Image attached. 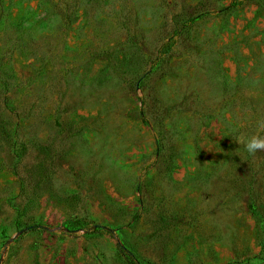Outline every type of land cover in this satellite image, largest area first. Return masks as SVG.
I'll return each instance as SVG.
<instances>
[{
  "label": "rangeland",
  "instance_id": "obj_1",
  "mask_svg": "<svg viewBox=\"0 0 264 264\" xmlns=\"http://www.w3.org/2000/svg\"><path fill=\"white\" fill-rule=\"evenodd\" d=\"M253 135L264 0H0V264H264Z\"/></svg>",
  "mask_w": 264,
  "mask_h": 264
},
{
  "label": "clouds",
  "instance_id": "obj_2",
  "mask_svg": "<svg viewBox=\"0 0 264 264\" xmlns=\"http://www.w3.org/2000/svg\"><path fill=\"white\" fill-rule=\"evenodd\" d=\"M237 141L244 144V148L249 154H253L258 150H264V137L257 135L247 138L237 137Z\"/></svg>",
  "mask_w": 264,
  "mask_h": 264
},
{
  "label": "trees",
  "instance_id": "obj_3",
  "mask_svg": "<svg viewBox=\"0 0 264 264\" xmlns=\"http://www.w3.org/2000/svg\"><path fill=\"white\" fill-rule=\"evenodd\" d=\"M35 227H37V225H29L27 228H35ZM67 228L69 229V230H71L72 229V226H70V225H67ZM120 249H121V252L126 256V258L132 263V264H135L136 263V261H135V257H134V255L132 254V252L128 249V248H126L124 245L122 246H120Z\"/></svg>",
  "mask_w": 264,
  "mask_h": 264
}]
</instances>
